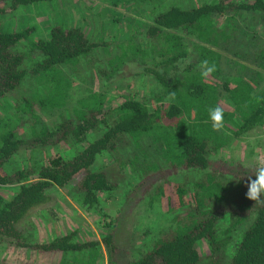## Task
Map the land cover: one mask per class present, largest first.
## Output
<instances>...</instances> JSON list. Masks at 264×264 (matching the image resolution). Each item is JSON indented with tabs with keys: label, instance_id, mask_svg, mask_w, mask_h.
<instances>
[{
	"label": "trees",
	"instance_id": "1",
	"mask_svg": "<svg viewBox=\"0 0 264 264\" xmlns=\"http://www.w3.org/2000/svg\"><path fill=\"white\" fill-rule=\"evenodd\" d=\"M50 1L0 0V13ZM151 6L137 35L117 39L89 36L85 28L66 24H53L46 38L35 40L28 38L30 27L0 29V98L14 90L19 96L14 112L0 118V185H16L12 195H0V241L57 253L58 264H97L99 241H77L73 231L30 241L17 224L57 189L100 214V196H112L117 181L92 164L107 153L119 168L134 172L139 181L132 193H145L148 204L166 199L167 210H174L167 228L135 255L116 241L113 218L106 220L101 242L107 264H264V202L246 198L253 168L211 159L225 142L224 130L238 135L264 124V88L258 86L264 70V0H164ZM20 41L26 42L24 51L15 49ZM205 59L217 69L207 79L198 68ZM127 63L135 65L133 75L153 83L147 102L123 97L106 105L102 92L87 89L74 100L71 117L37 130L30 126L31 140L18 137L22 121L35 118V106H65L69 72L108 78ZM234 64L239 68L232 73L227 66ZM225 71L232 75L224 76ZM216 105L224 110L219 131L208 116ZM58 143L76 145L68 158L1 170L21 145ZM147 179L163 185L149 192ZM197 241L206 244L204 255Z\"/></svg>",
	"mask_w": 264,
	"mask_h": 264
},
{
	"label": "rangeland",
	"instance_id": "2",
	"mask_svg": "<svg viewBox=\"0 0 264 264\" xmlns=\"http://www.w3.org/2000/svg\"><path fill=\"white\" fill-rule=\"evenodd\" d=\"M163 1L51 0L48 3L40 2L23 5L10 12L0 13V29L18 30L30 27L28 38L35 40L46 38L48 30L53 24L58 26L66 24L85 28L84 30L87 31L86 34L89 36L99 33L104 34L109 39L123 38L122 36L126 33H136L137 35V32L142 29L143 24L146 22V11L149 8L152 9L153 2ZM184 1L189 4H196L203 0ZM0 5H3V3H0ZM25 46L26 42L20 41L15 49L24 51ZM238 62L246 67L254 66L253 64L249 65V62L243 59H239ZM227 67L230 72L239 68L235 64ZM229 71H225L224 76L232 75ZM135 72L136 68L132 63L123 65L119 71L108 78L91 76L82 78L74 72H69V99L65 106L50 110H42L35 106L33 111L35 118L32 119L25 115L27 118L21 123L22 129H20L18 137H23L25 141L31 140L28 135L30 126L37 130L41 125L49 127L51 123H56L61 118L71 117L70 107L73 105L74 100L85 93L87 89L102 92L105 96L106 105L123 97L146 101L150 97V91L155 89L154 85L146 77L133 75ZM260 74L261 80L258 86L264 88V70ZM14 91L0 98V118L14 112L12 109L19 97ZM223 135L225 142L211 154L212 160H222L232 166L252 168L251 165L255 163V157H264V124L238 135H233L230 129H226ZM90 137L93 136L90 135ZM75 145L71 143H67V145L65 143L36 145L32 149L21 145L11 154L10 162H3L1 170L7 171V167L11 168L12 166L38 165L57 156L68 158L72 154ZM92 168L109 171L108 174L111 180L117 181L112 196L105 198L100 196L97 204L98 210L106 216L103 217L101 213L79 206L78 202L68 198L62 191L57 189L51 192L45 203L28 211L17 226L28 234L30 241H50L72 231L74 232L73 238L77 241L97 240L100 242L97 246V264H107L105 247L101 242L102 235L106 231L102 226L106 220L113 218L110 224L115 228L116 241L131 255H135L136 250L147 245L159 230L167 228L171 213H174V210H167L169 208H167L166 199L163 200L162 204L156 201L148 204L146 203L145 193H142V195L140 193L138 196V193H132L134 184L139 180L135 179V174L129 167L119 168V165L107 153L98 154ZM181 176L182 174L176 181H179ZM165 184H171V182L166 180ZM162 185L163 181L160 179L154 183H149L147 179L145 183V187H148L149 192H152L153 188ZM15 190L16 185L14 184L0 185V195L3 197L12 195ZM137 197L141 199L133 202ZM196 244L200 253L204 255L206 252L204 241H197ZM58 261L59 255L57 253H38L33 249L16 247L9 242L0 241V264H58Z\"/></svg>",
	"mask_w": 264,
	"mask_h": 264
},
{
	"label": "clouds",
	"instance_id": "3",
	"mask_svg": "<svg viewBox=\"0 0 264 264\" xmlns=\"http://www.w3.org/2000/svg\"><path fill=\"white\" fill-rule=\"evenodd\" d=\"M202 78L207 79L217 69L214 63L210 64L207 59L202 60L198 65ZM174 95V93H170ZM209 120L214 131H219L224 127V110L219 105L208 109ZM252 164L253 175L248 177L246 185V198L253 202H264V157H255ZM254 177V179H253Z\"/></svg>",
	"mask_w": 264,
	"mask_h": 264
}]
</instances>
